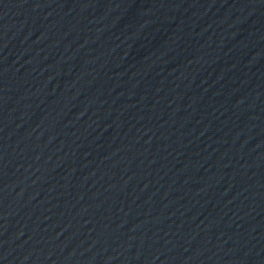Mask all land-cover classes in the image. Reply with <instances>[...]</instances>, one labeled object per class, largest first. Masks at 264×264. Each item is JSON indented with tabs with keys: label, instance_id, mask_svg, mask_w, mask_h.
Masks as SVG:
<instances>
[{
	"label": "water",
	"instance_id": "95a60500",
	"mask_svg": "<svg viewBox=\"0 0 264 264\" xmlns=\"http://www.w3.org/2000/svg\"><path fill=\"white\" fill-rule=\"evenodd\" d=\"M0 264H264V0H0Z\"/></svg>",
	"mask_w": 264,
	"mask_h": 264
}]
</instances>
